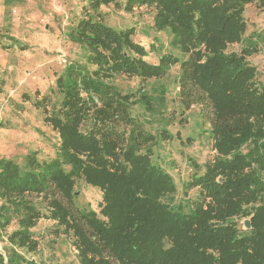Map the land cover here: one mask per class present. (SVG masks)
Instances as JSON below:
<instances>
[{"label": "trees", "instance_id": "1", "mask_svg": "<svg viewBox=\"0 0 264 264\" xmlns=\"http://www.w3.org/2000/svg\"><path fill=\"white\" fill-rule=\"evenodd\" d=\"M251 4L264 9V0H87L65 32L81 55L49 92L35 91L33 105L57 138L54 156L0 158V264H41L29 257L41 219L71 238L79 264H264V82L249 60L264 31L247 35ZM110 5L151 9L149 48L135 25L106 20L101 7ZM5 31L2 48L28 49ZM195 104L216 154L199 162L187 153L192 172L180 186L164 147L181 139L170 124ZM80 184L99 193L97 208L78 204Z\"/></svg>", "mask_w": 264, "mask_h": 264}, {"label": "rangeland", "instance_id": "2", "mask_svg": "<svg viewBox=\"0 0 264 264\" xmlns=\"http://www.w3.org/2000/svg\"><path fill=\"white\" fill-rule=\"evenodd\" d=\"M0 0V33L8 27L11 35L18 37L28 49L17 47L2 48L6 39L0 38V158H13L23 164L31 151H37L39 157L48 158L55 154L57 138L54 131L44 120L43 113L34 107L33 101L51 89L57 74L65 62L81 55V50L68 40L65 32L83 14L87 0ZM106 20L118 27L136 26V40L149 48L155 34L152 25L153 12L147 7L137 8L132 13L110 6H102ZM247 35L253 31H264V9L257 4L248 5L245 12ZM166 43L164 34L158 33ZM238 45L231 47L238 49ZM157 53L150 55L152 62L157 61ZM251 63L259 69L258 79L264 82V45L258 53L249 57ZM174 67L166 79L169 85V109L177 108L179 87L174 81L177 74ZM123 85L135 87L139 78L121 77ZM27 95L28 97H25ZM199 106L193 105L186 115H177L170 124L171 131L179 132L181 139L175 138L164 147L168 157L176 159L174 174L181 186L192 170L186 163V156L195 155L199 162L210 160L216 154L209 134L210 123H206L198 114ZM206 115V114H205ZM186 117L187 120L180 118ZM198 118H201L199 120ZM179 119V121H178ZM199 121V123H197ZM191 136L192 142L187 138ZM188 153V154H187ZM78 204L90 202L98 207L99 193L87 189L82 184L78 188ZM195 191L190 194L193 196ZM180 196V195H179ZM46 210V209H45ZM246 219L240 220L242 228ZM15 228L9 227V232ZM53 220L41 219L35 228L39 241L36 253L29 254L41 264H79L77 251L71 244V238L55 229Z\"/></svg>", "mask_w": 264, "mask_h": 264}, {"label": "water", "instance_id": "3", "mask_svg": "<svg viewBox=\"0 0 264 264\" xmlns=\"http://www.w3.org/2000/svg\"><path fill=\"white\" fill-rule=\"evenodd\" d=\"M79 192H76V194H78ZM244 225L246 228H250L251 227V222L249 219H246L245 222H244Z\"/></svg>", "mask_w": 264, "mask_h": 264}]
</instances>
